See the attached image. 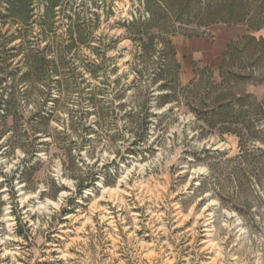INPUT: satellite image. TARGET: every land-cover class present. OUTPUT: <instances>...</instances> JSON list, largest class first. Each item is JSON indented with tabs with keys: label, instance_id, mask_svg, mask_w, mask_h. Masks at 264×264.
Instances as JSON below:
<instances>
[{
	"label": "rangeland",
	"instance_id": "1",
	"mask_svg": "<svg viewBox=\"0 0 264 264\" xmlns=\"http://www.w3.org/2000/svg\"><path fill=\"white\" fill-rule=\"evenodd\" d=\"M207 1L0 0V264H264V133L241 157L181 89L264 109V27Z\"/></svg>",
	"mask_w": 264,
	"mask_h": 264
},
{
	"label": "trees",
	"instance_id": "2",
	"mask_svg": "<svg viewBox=\"0 0 264 264\" xmlns=\"http://www.w3.org/2000/svg\"><path fill=\"white\" fill-rule=\"evenodd\" d=\"M261 3L262 1H260V4ZM211 4V1L208 0L204 6L199 8L197 12L198 17L202 16L204 12L206 13V20L204 19V21H201V24L205 26L216 22L232 25L245 21L251 28L258 29L264 27V21L262 20L259 21L260 24L257 26H255L251 21L248 0H225L224 2L220 0L217 4ZM233 74L235 73H232V75ZM222 76H224L223 71ZM198 87L199 82L191 83V85L181 88L184 91L189 89L188 92L194 93L195 95L193 102H191V105L189 106L190 111L193 112L197 119L202 120L207 127L215 128L219 126V128L225 130L226 132H231L237 135L239 137V146L241 149L244 148L241 157L246 158L254 156L255 150L245 148V145L249 140L256 139L257 136L264 133L261 127L256 124L257 117L259 115H263L264 113L263 104L257 102L251 94L244 93L233 96L232 98H226L220 101L217 100L212 105H205L202 102L203 100L201 99V95L198 94ZM203 91L205 94H208L210 90ZM173 94H176L175 90L173 91ZM173 94L165 93L157 96L156 99L159 101L158 106H163L169 102V98L172 97ZM105 109L109 114V109L107 107H105ZM143 109V112L140 111ZM128 117L136 120L135 122L137 124L138 131L140 128L144 130L146 127L145 120L148 117L147 107H142L134 113L129 112ZM240 124L241 127H239ZM244 129L247 130L246 136L242 133ZM74 166L77 167L75 162ZM94 174L95 173H90V180H95L93 179L95 178L93 177Z\"/></svg>",
	"mask_w": 264,
	"mask_h": 264
}]
</instances>
